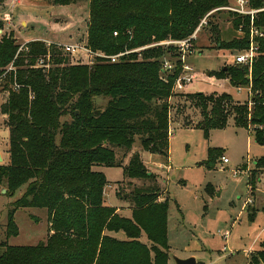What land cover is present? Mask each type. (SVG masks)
Returning a JSON list of instances; mask_svg holds the SVG:
<instances>
[{
  "label": "trees",
  "instance_id": "trees-1",
  "mask_svg": "<svg viewBox=\"0 0 264 264\" xmlns=\"http://www.w3.org/2000/svg\"><path fill=\"white\" fill-rule=\"evenodd\" d=\"M75 1L51 0L56 5ZM229 2L89 0L87 45L115 54L169 38L184 39L196 31L205 14ZM250 3L258 8L264 0ZM238 18L234 20L237 27L242 21ZM255 24L264 29V12ZM212 25L213 34L219 35ZM0 30H4L0 32V75L7 77L0 87L8 91L0 111L10 130V156L0 164V185L5 183L12 195L25 189L9 211L7 238L19 234L14 215L20 207L47 209L50 225L47 239L37 244L1 242L0 264H169V197L156 184L134 188L132 217L123 216L106 204L108 180L97 168L120 166L115 147L130 152L137 137L143 151L168 156L170 99L179 95L200 108L198 126L206 133L225 127L233 117L239 127L253 125L256 141L264 143V37L258 39L260 54L251 73L242 65L224 67L218 73L234 86H248L250 105L233 101L228 92H175L183 62L173 45L149 47L117 62L97 58L92 64H72L61 49L48 48L38 39L27 43L28 51H19L14 32L5 31L1 19ZM248 46L246 35L221 41L218 47ZM48 52L51 66L45 70L37 66V60ZM166 54L176 57L171 72L163 68ZM97 98H108L106 106H96ZM67 116L71 119H63ZM143 151L132 152L124 175L156 181L146 168ZM216 154L210 151L212 158ZM256 167L250 176L252 191L259 169H264V156ZM254 211L249 214L253 216ZM118 231L125 232L127 239L110 234ZM143 232L148 242L142 240ZM249 264H264V250L253 255Z\"/></svg>",
  "mask_w": 264,
  "mask_h": 264
},
{
  "label": "rangeland",
  "instance_id": "rangeland-1",
  "mask_svg": "<svg viewBox=\"0 0 264 264\" xmlns=\"http://www.w3.org/2000/svg\"><path fill=\"white\" fill-rule=\"evenodd\" d=\"M217 8L220 7L210 10L202 18L207 22L197 33L193 41L195 52L186 56L185 63L193 68L196 77L180 94L228 92L233 101H246L251 105L248 86H234L226 76L218 74L224 67L236 65L244 66L251 73L253 65L235 63V55L247 47H218L221 41L242 39L243 36L234 24L238 16ZM89 10V0H76L69 5H56L51 0H6L0 5L1 16L5 13L12 16V19L4 20L5 31L14 32L20 48L26 46L19 51H28V40L33 38L60 43L88 42ZM23 20L26 25L22 24ZM212 24L217 26L219 35L213 34ZM69 58L72 64L91 61L84 52L70 54ZM164 58L176 59L172 54H166ZM6 78L5 73L1 74L0 83ZM7 93V89L0 87V105ZM107 101L108 98H97L96 106L103 108ZM170 101L169 155L143 151L140 137L136 138L130 152L115 147L120 166L97 168L108 180L106 204L118 206L124 216L132 217V210L126 205L134 206L130 196L134 188L147 189L156 184L169 197V264H176L174 256L195 257L197 264H249L253 255L264 250V169H259L253 191L250 186L256 161L264 156V143L256 141L253 125L250 129L239 127L233 117L225 127L212 128L206 133L198 126L202 118L200 108L191 99L179 95ZM63 119L70 120L71 117ZM9 141L10 131L0 113V150L6 158L3 163L8 160ZM139 150L143 151L146 168L155 175L156 181L124 175V166L129 163L132 152ZM211 150L219 154L212 158ZM223 155L228 157V163L222 160ZM3 189L0 185V243L34 245L45 241L50 234V225L47 209L40 207L18 208L14 219L19 234L7 238L9 211L25 189H19L14 195ZM251 209H255L253 216L249 214ZM225 233L228 236H224ZM114 234L120 239L126 237L123 231ZM142 240L148 242L145 232ZM2 250L0 247V253Z\"/></svg>",
  "mask_w": 264,
  "mask_h": 264
},
{
  "label": "built area",
  "instance_id": "built-area-1",
  "mask_svg": "<svg viewBox=\"0 0 264 264\" xmlns=\"http://www.w3.org/2000/svg\"><path fill=\"white\" fill-rule=\"evenodd\" d=\"M217 9H225L230 11L233 15L238 16L242 18L241 23H239L237 30L238 32L244 37L248 35L249 37V46L243 50H241L237 55H235V63L236 64H250L253 65L254 62L259 57V42L258 39L261 37H264V29L262 27H259L255 24V19L258 17V14L261 12H264V5L261 7H253L250 3V0H230V2ZM248 18V19H247ZM1 20H10V16H0ZM249 20L246 22V20ZM206 18H204L196 31L189 37L184 39H166L158 42H153L141 47L133 48V49H126L124 51L115 53V54H108L103 51H94L92 50L88 45L87 42L83 43H60V42H54L50 40H42L46 43V46L48 48L50 47H58L63 51L64 55L70 56V54H76L84 52L88 55V57L91 59V61L88 64H92L95 62L97 58L106 59L111 62H117L120 61V59L124 56H128L129 54L133 52H141L142 50L154 47L157 45H173L176 46L179 56L177 57L179 60L183 62V71L180 74V76L177 78L175 84H174V90L175 92L179 93L182 92L185 85L189 82H191L195 77L196 73L193 72V68L191 66L186 65V56L188 54H192L195 52V46H194V39L197 37V33L200 31V29L203 27L204 24H206ZM118 32H115V35H117ZM26 47V46H22ZM22 47L20 49H22ZM37 66L44 68L47 70L51 66V53L48 52V54L41 55L37 60ZM175 67L174 60L164 58L163 60V68L167 72H171ZM14 69L12 66L9 67V70ZM16 88L19 86L16 85ZM222 160L225 163L229 162L228 157L222 156ZM235 175H237V172H235ZM224 236H228V233H225Z\"/></svg>",
  "mask_w": 264,
  "mask_h": 264
},
{
  "label": "crops",
  "instance_id": "crops-1",
  "mask_svg": "<svg viewBox=\"0 0 264 264\" xmlns=\"http://www.w3.org/2000/svg\"><path fill=\"white\" fill-rule=\"evenodd\" d=\"M12 1L20 2V0H12ZM5 2H6V0H5ZM7 3H8V1H7ZM12 3H13V2H12ZM2 4H3V3H2ZM2 4H0V5H2ZM13 5H14V4H13ZM3 15H4V16L9 15V16H10V19H12V16H11V14H9V13L2 14V16H3ZM0 16H1V15H0ZM10 22L12 23V20H11ZM22 24H23V25H24V24L26 25L27 22L23 20V21H22ZM37 39H38V40H44V39H40V38H33V39H29L28 41H31V40H37ZM28 41H27V42H28ZM186 85H187V84H186ZM186 85H185V86H186ZM184 89H185V87H184ZM184 89H183L182 92H184ZM179 93H181V92H179ZM0 113H1V111H0ZM1 115H2L3 117H5L2 113H1ZM5 118H6V117H5ZM8 128H9V127H8ZM9 131H10V130H9ZM8 150H9V147L7 148V151H8ZM139 151H140V150H139ZM0 152L2 153V156H3L4 161H5V159H6V158H5V154H4L3 151H1V150H0ZM140 153H141V156H142V152H140ZM9 156H10V155H9V152H7V157H8V160H7V161H9ZM7 161H6V162H7ZM126 203H127V202H126ZM109 206H110V205H109ZM126 206L132 210V207L129 206V204H127ZM113 207H115V206H113ZM116 208L118 209V212H119L121 215H123V214L121 213L122 209L119 208L118 206H116ZM123 216H124V215H123ZM110 234L113 235V236H115L114 232H110ZM115 237H116V236H115ZM117 238H118V237H117ZM119 239H120V238H119ZM126 239H127V235H126V237H125L124 239H121V240H126ZM170 260H171V259H169V262H170Z\"/></svg>",
  "mask_w": 264,
  "mask_h": 264
},
{
  "label": "water",
  "instance_id": "water-1",
  "mask_svg": "<svg viewBox=\"0 0 264 264\" xmlns=\"http://www.w3.org/2000/svg\"><path fill=\"white\" fill-rule=\"evenodd\" d=\"M4 162V158L2 156V153L0 152V164H2ZM2 187L4 188V192L8 191V189L2 185ZM174 260L176 262V264H197V260L195 257H187V258H179L174 256Z\"/></svg>",
  "mask_w": 264,
  "mask_h": 264
}]
</instances>
